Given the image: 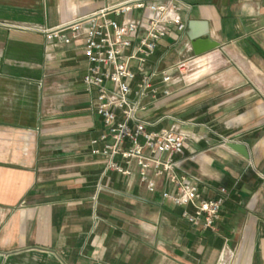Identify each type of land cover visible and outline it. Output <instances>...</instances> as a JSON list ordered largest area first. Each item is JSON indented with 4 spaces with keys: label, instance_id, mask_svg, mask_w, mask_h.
Returning a JSON list of instances; mask_svg holds the SVG:
<instances>
[{
    "label": "crops",
    "instance_id": "crops-1",
    "mask_svg": "<svg viewBox=\"0 0 264 264\" xmlns=\"http://www.w3.org/2000/svg\"><path fill=\"white\" fill-rule=\"evenodd\" d=\"M130 1L0 0V264H219L228 250L240 252L238 264H264V0H184L187 35L162 41L150 61L160 71L186 57L202 66L207 57L194 56L188 36L196 22L195 33L206 31L235 62L204 80L195 73L143 115L191 124L195 139L174 156L178 175L197 178L205 199L228 192L208 230L184 217L194 208L163 200L171 190L163 178L150 193L135 164L132 176L105 173L92 154L105 127L84 85L83 42L53 48L45 34L2 25L54 30ZM229 142L245 145L250 159Z\"/></svg>",
    "mask_w": 264,
    "mask_h": 264
},
{
    "label": "built area",
    "instance_id": "built-area-1",
    "mask_svg": "<svg viewBox=\"0 0 264 264\" xmlns=\"http://www.w3.org/2000/svg\"><path fill=\"white\" fill-rule=\"evenodd\" d=\"M135 11L142 12L141 17H132ZM191 11L192 6L184 0H133L78 17L54 30L34 24L2 25L45 34L54 42L53 48L83 42L89 63L84 85L95 94L92 110L105 127L100 138L92 141V154L103 160L105 173L132 176L129 167L135 164L140 182L150 193L157 192L154 178H163L171 189L163 192V200L177 207L194 208V214L185 211L184 217L194 227L208 230L219 221L228 192L223 188L219 198L205 199L197 178L178 175L180 165L174 156L182 154L188 141L195 139L185 129L191 124L171 115L157 121L143 117L151 108L160 110L170 102L175 87L184 82L182 61L162 71L151 67L150 61L162 41L182 42L187 35L184 16ZM164 120L172 121V126L149 130ZM102 190L99 186L93 198L96 204ZM224 258L222 254L219 264Z\"/></svg>",
    "mask_w": 264,
    "mask_h": 264
},
{
    "label": "rangeland",
    "instance_id": "rangeland-1",
    "mask_svg": "<svg viewBox=\"0 0 264 264\" xmlns=\"http://www.w3.org/2000/svg\"><path fill=\"white\" fill-rule=\"evenodd\" d=\"M204 56H206L207 59L203 61L202 66L198 65L197 63L191 62V60H189V58L187 57L182 61V71L184 73L185 85L189 84L188 82L192 75L200 71L201 73H199L200 75L198 78L199 81L204 80L210 76L212 77L225 68H234L235 62L228 51L215 50ZM224 256L225 258L222 264H238L240 252H238V250H228L226 253H224Z\"/></svg>",
    "mask_w": 264,
    "mask_h": 264
},
{
    "label": "water",
    "instance_id": "water-1",
    "mask_svg": "<svg viewBox=\"0 0 264 264\" xmlns=\"http://www.w3.org/2000/svg\"><path fill=\"white\" fill-rule=\"evenodd\" d=\"M196 26H197L196 22H190L189 24L190 31L188 32V36L191 41V46L194 56L202 57L221 48V44L215 41L214 39H212L211 37H209L206 31L204 35L198 36L195 33ZM227 146L228 148L240 154L244 158L250 159L248 148L245 145L229 142Z\"/></svg>",
    "mask_w": 264,
    "mask_h": 264
}]
</instances>
